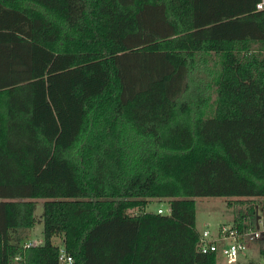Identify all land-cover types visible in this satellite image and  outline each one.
Instances as JSON below:
<instances>
[{
    "label": "trees",
    "instance_id": "trees-1",
    "mask_svg": "<svg viewBox=\"0 0 264 264\" xmlns=\"http://www.w3.org/2000/svg\"><path fill=\"white\" fill-rule=\"evenodd\" d=\"M260 4L0 0V264H60L62 247L73 264H217L197 198L260 200L233 222L255 229ZM37 200L44 243L25 248Z\"/></svg>",
    "mask_w": 264,
    "mask_h": 264
},
{
    "label": "rangeland",
    "instance_id": "rangeland-1",
    "mask_svg": "<svg viewBox=\"0 0 264 264\" xmlns=\"http://www.w3.org/2000/svg\"><path fill=\"white\" fill-rule=\"evenodd\" d=\"M215 98V95H214ZM260 200L249 202L247 199L239 198H197L196 199V227L200 233L205 229H210L213 233H217L221 225H233L234 219L239 215L240 211H245L248 206L258 204ZM37 225L34 229L29 231V238L39 244L44 243L43 236V209L44 200H37ZM171 203L169 199H152L150 200L146 211L157 214L159 209L164 211V215H169ZM264 216V213L261 212ZM56 244L61 245L60 239H55ZM250 255L256 256L253 247L249 251ZM258 259V257H255ZM244 258L238 261H231L226 257L217 255V264H238L243 263Z\"/></svg>",
    "mask_w": 264,
    "mask_h": 264
},
{
    "label": "built area",
    "instance_id": "built-area-1",
    "mask_svg": "<svg viewBox=\"0 0 264 264\" xmlns=\"http://www.w3.org/2000/svg\"><path fill=\"white\" fill-rule=\"evenodd\" d=\"M258 8L264 10V4L258 5ZM169 212L171 213V209ZM261 212L264 213V209L262 206H257L255 229L240 231L233 223L231 226L221 225L217 233H213L208 228L203 230L199 241L200 252L203 254H220L233 262L241 258L247 261L248 257H254L249 253L253 247L255 255L260 256L261 262L264 264V216L261 215ZM158 213L164 215L162 209L158 210ZM35 244L36 242L31 241L26 244L25 248H30ZM20 261V257L15 259L16 264H19ZM59 261L60 264H73L72 257L67 254L63 247L60 249Z\"/></svg>",
    "mask_w": 264,
    "mask_h": 264
}]
</instances>
